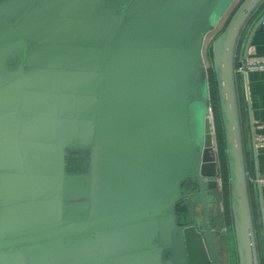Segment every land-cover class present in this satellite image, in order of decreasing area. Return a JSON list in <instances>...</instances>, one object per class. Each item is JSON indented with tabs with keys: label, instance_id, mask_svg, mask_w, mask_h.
Returning <instances> with one entry per match:
<instances>
[{
	"label": "water",
	"instance_id": "1",
	"mask_svg": "<svg viewBox=\"0 0 264 264\" xmlns=\"http://www.w3.org/2000/svg\"><path fill=\"white\" fill-rule=\"evenodd\" d=\"M233 2L0 0V264H220L203 46ZM263 22L241 0L211 43L238 264H264L235 63Z\"/></svg>",
	"mask_w": 264,
	"mask_h": 264
},
{
	"label": "crops",
	"instance_id": "2",
	"mask_svg": "<svg viewBox=\"0 0 264 264\" xmlns=\"http://www.w3.org/2000/svg\"><path fill=\"white\" fill-rule=\"evenodd\" d=\"M245 32L242 34L236 51V68L242 56V46ZM251 50L257 56H264V22L262 29L257 30L252 36ZM236 85L240 102L242 129L245 143V162L249 177V196L252 207L254 227L258 237L259 254L264 258V184L258 182L264 177V148L255 147L254 134L264 129H259L257 124H264V70H253L246 73L236 71ZM246 87L249 99L247 100ZM246 114L250 116L251 125L248 124ZM255 172V176H254Z\"/></svg>",
	"mask_w": 264,
	"mask_h": 264
},
{
	"label": "rangeland",
	"instance_id": "3",
	"mask_svg": "<svg viewBox=\"0 0 264 264\" xmlns=\"http://www.w3.org/2000/svg\"><path fill=\"white\" fill-rule=\"evenodd\" d=\"M241 0H234L229 9L223 15L222 19L218 22L216 27L212 32H210L205 40L203 46V56L205 64L208 69H211V43L214 37L220 32L224 27L225 23L229 19L233 10L237 7ZM211 88L213 84H210ZM211 95V94H210ZM213 96V95H212ZM212 99V98H211ZM210 99V119L212 120L213 132H214V145H215V155L217 162V186L214 188L215 194L210 198V213L212 215V224L214 228L213 237L218 246L220 254V264H238L237 253L235 246V238L233 233L232 221L230 213L227 211V204L225 202V195L223 192L224 182L221 177L222 161L224 154L220 149L218 143V133L216 127V120L214 116L212 101ZM217 192V193H216ZM193 213L197 216H201L202 207L200 204L192 205Z\"/></svg>",
	"mask_w": 264,
	"mask_h": 264
},
{
	"label": "trees",
	"instance_id": "4",
	"mask_svg": "<svg viewBox=\"0 0 264 264\" xmlns=\"http://www.w3.org/2000/svg\"><path fill=\"white\" fill-rule=\"evenodd\" d=\"M226 24V23H225ZM225 26V25H224ZM208 80H209V92H210V99L213 107V111L216 112L214 113L215 120H216V127H217V133H218V143L220 146V149L222 150L224 154V158L221 159L222 161V169H221V177L224 182V195H225V202L227 204V211L230 213L231 217V210H230V201H229V178H228V167H227V162H226V155H225V142H224V132H223V126H222V121H221V115L219 111V105H218V98H217V91H216V83H215V78L214 74L211 69H208ZM213 84V87L211 88L210 84ZM213 95V96H212ZM232 221V218H231Z\"/></svg>",
	"mask_w": 264,
	"mask_h": 264
},
{
	"label": "built area",
	"instance_id": "5",
	"mask_svg": "<svg viewBox=\"0 0 264 264\" xmlns=\"http://www.w3.org/2000/svg\"><path fill=\"white\" fill-rule=\"evenodd\" d=\"M245 67L239 66L236 71L246 73L253 70H264V56H257L249 47L247 58L244 60ZM259 129H264V124H257ZM254 144L257 148H264V131L254 134ZM258 182L264 184V177L259 178Z\"/></svg>",
	"mask_w": 264,
	"mask_h": 264
},
{
	"label": "flooded vegetation",
	"instance_id": "6",
	"mask_svg": "<svg viewBox=\"0 0 264 264\" xmlns=\"http://www.w3.org/2000/svg\"><path fill=\"white\" fill-rule=\"evenodd\" d=\"M187 186H189V188L191 189V190H194L195 189V187H196V185L195 184H193V183H190V184H188ZM217 193V192H216ZM216 195V194H215ZM192 205H194V204H192ZM192 209V208H191ZM193 211V210H192ZM210 216H211V222H212V215H211V213H210ZM200 217V216H199ZM212 224V223H211ZM212 226H213V224H212ZM213 232H214V229H213ZM216 243V242H215ZM217 245V244H216ZM218 247V246H217ZM218 253H219V250H218ZM219 256H220V254H219Z\"/></svg>",
	"mask_w": 264,
	"mask_h": 264
}]
</instances>
